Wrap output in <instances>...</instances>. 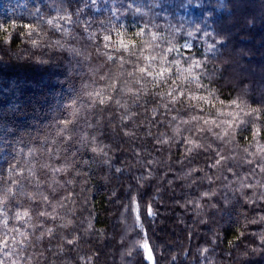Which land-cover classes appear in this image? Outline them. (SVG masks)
Masks as SVG:
<instances>
[{
	"label": "snow or ice",
	"instance_id": "1",
	"mask_svg": "<svg viewBox=\"0 0 264 264\" xmlns=\"http://www.w3.org/2000/svg\"><path fill=\"white\" fill-rule=\"evenodd\" d=\"M96 4L91 0L92 6ZM118 4L122 0H112L110 16L96 27L82 19L83 8L72 12L64 0H57L55 15L40 13L37 24L22 25L26 31L21 38L27 36L33 48L44 45L67 51L79 67L87 68L90 80L81 79L79 88L73 89L75 97L63 105L68 116L54 118L39 145L26 152L17 149L7 168L0 170V254L14 255L11 264H74L67 253L76 252L80 264H97L98 252L83 255L79 249L82 240L105 239L106 231L95 226L94 209L83 218L79 212L89 202L90 172L85 169L104 166L111 171L113 153L123 147L101 139L105 127L131 142L132 158L126 163L143 169L135 174L140 188L160 177L169 189H187L181 206L200 223H208L209 213L230 218L235 214L237 227L230 247L242 240L249 225L260 227L251 235L264 246V100L254 107L245 90L226 101L212 86L215 73L207 65L226 43L222 37L199 24L185 32L183 24L173 25L167 16L163 24L151 18L118 24L126 14ZM220 6L224 7L223 0ZM128 9L139 17L151 11L133 3ZM74 28H81L82 34ZM201 31L215 42L204 39V51L198 53L191 41ZM0 33L7 34L4 43L12 42V34L2 24ZM50 33L62 38L49 39ZM182 33L187 39L181 44ZM68 38L78 44L70 46ZM94 55L103 60L94 64ZM97 78L102 82L99 86ZM177 146L179 159L174 158ZM84 152L91 159H82ZM123 171L115 168L118 174ZM154 211L151 200L144 203L130 185L119 220L125 225L120 241L123 244L130 232L143 236L129 242L122 258L142 250L144 259L155 264V250L143 225L145 214L151 218ZM218 234L219 229L213 244ZM259 250L264 248L251 249ZM200 251L203 256L209 249Z\"/></svg>",
	"mask_w": 264,
	"mask_h": 264
},
{
	"label": "trees",
	"instance_id": "2",
	"mask_svg": "<svg viewBox=\"0 0 264 264\" xmlns=\"http://www.w3.org/2000/svg\"><path fill=\"white\" fill-rule=\"evenodd\" d=\"M129 3L134 6L143 4L145 12H149V8L151 11L148 16L139 17L134 14V9H128ZM223 3L224 7L220 6V0H122V4L117 6L126 14L117 23L131 25L151 18L163 24L167 16L171 24H183L185 32L197 24L203 30L214 32L216 38L222 37L226 43L207 65L215 73L212 86L226 101L247 90L248 99L255 107L264 100V0H223ZM64 5L72 12L78 7L83 8L82 19L93 21V27H96L110 16L112 0H97L95 6L87 0V7L84 6L85 0H64ZM56 6L57 0H0V24L12 34V42L6 44L3 37L7 34L0 33V170L7 168L17 149L22 148L26 152L28 147L38 146L54 118L68 116L63 105L75 97L73 89L79 88L81 79L90 80L87 68L79 67L67 51H56L44 45L33 48L27 36L21 38L20 34L26 31L23 24H37L40 13L55 15ZM13 23L16 25L14 28ZM74 32L82 34V29L74 28ZM57 38H62L59 33L49 34V39ZM185 39L187 37L182 33L178 42L182 44ZM204 39L215 42L212 37H203L201 31L191 41L194 51H204ZM68 44L73 46L78 42L68 38ZM188 54L185 50V55ZM198 58L201 57L198 55ZM102 60L103 57L93 56L94 64ZM101 83L97 78V86ZM113 119L118 123V117ZM29 121H36L34 127ZM104 132L101 139L113 142L116 147L123 144V147L113 153L111 171L104 166L85 169L90 172L86 193L89 202L82 206L79 215L83 218L89 209H94V224L105 229L106 237L103 240H82L80 254L98 252L97 264H149L142 250L133 257L121 256L130 241L143 236L139 231L130 232L123 244L120 241L125 225L119 220L123 205L129 199L131 185L132 191H139L144 203L151 200L154 206V216L148 218L145 214L143 225L150 247L155 250V264H264V250L251 251L253 247L264 248L258 237L251 235L260 231L259 226L249 225L242 240L230 247L228 242L234 239L237 227L235 214L230 218L209 213L208 223L203 224L190 210L181 206L189 190L181 187L169 189L160 177L146 181V187L140 188L135 182V174L143 169L139 166L130 168L126 163L132 158L131 142L123 138L122 133L114 134L111 128L105 127ZM155 155L159 157L160 154ZM81 158L91 159V156L84 152ZM174 158H180L179 146L175 149ZM116 167L124 171L118 174ZM158 188L162 189L159 193ZM193 194L198 195L194 191ZM156 195L160 198L152 200ZM24 202L27 203L26 198ZM132 223L130 218L128 224ZM217 229V242L213 244ZM204 247L209 251L202 256L200 250ZM67 255L74 264H80L76 252ZM14 258V255L0 254V260L5 264H11Z\"/></svg>",
	"mask_w": 264,
	"mask_h": 264
},
{
	"label": "rangeland",
	"instance_id": "3",
	"mask_svg": "<svg viewBox=\"0 0 264 264\" xmlns=\"http://www.w3.org/2000/svg\"><path fill=\"white\" fill-rule=\"evenodd\" d=\"M33 122V123H31ZM34 122L36 123V121H29L28 123L31 125V127H34Z\"/></svg>",
	"mask_w": 264,
	"mask_h": 264
}]
</instances>
